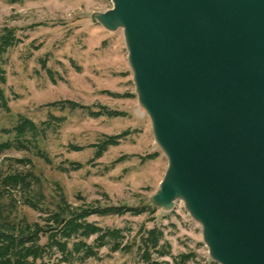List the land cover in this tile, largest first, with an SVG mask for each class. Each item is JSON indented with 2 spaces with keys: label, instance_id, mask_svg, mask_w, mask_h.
<instances>
[{
  "label": "rangeland",
  "instance_id": "obj_1",
  "mask_svg": "<svg viewBox=\"0 0 264 264\" xmlns=\"http://www.w3.org/2000/svg\"><path fill=\"white\" fill-rule=\"evenodd\" d=\"M112 9V0H0V29L14 30L20 39L4 66L8 111H0V144L9 141L12 147L0 154V172L32 171L47 203L62 194L74 206L154 208L139 216L91 217L103 228L122 229L130 251L104 247L95 258L71 264H139L132 241L137 242L142 228L153 227L169 246L170 255L159 261L173 264L172 257L192 255L185 264H219L182 200L171 209L152 204L169 162L139 103L123 30L109 31L94 17ZM59 101L79 107L48 106ZM102 108L118 115H90ZM20 116L44 129L37 147L48 162L36 155L37 149L24 150L14 141L10 130ZM118 135L119 143L95 159V144ZM72 163L80 169L73 170ZM7 205L8 199L0 198V209ZM15 214L30 223L39 216L20 205Z\"/></svg>",
  "mask_w": 264,
  "mask_h": 264
},
{
  "label": "water",
  "instance_id": "obj_2",
  "mask_svg": "<svg viewBox=\"0 0 264 264\" xmlns=\"http://www.w3.org/2000/svg\"><path fill=\"white\" fill-rule=\"evenodd\" d=\"M140 105L169 167L152 197L182 200L219 264H264V0H112Z\"/></svg>",
  "mask_w": 264,
  "mask_h": 264
},
{
  "label": "trees",
  "instance_id": "obj_3",
  "mask_svg": "<svg viewBox=\"0 0 264 264\" xmlns=\"http://www.w3.org/2000/svg\"><path fill=\"white\" fill-rule=\"evenodd\" d=\"M19 43L20 39L14 30L0 29V111L4 112L8 111L3 89L6 83V55ZM48 106L59 110H73L79 107L72 101L53 102ZM90 115L112 117L118 114L106 110L104 112L103 109L101 112H90ZM42 124L47 125L48 122ZM10 133L20 148L27 151L31 148L37 149L36 155L46 162L49 161L37 147L44 129L20 116ZM121 137L107 136L95 144V159L100 158L108 147L116 146ZM11 147L12 143L9 141L0 144V154ZM70 166L73 170L80 169L79 164L72 163ZM0 198L8 199L7 207L0 209V264H71L74 261L95 258L98 250L104 247H108L110 252H129L132 244H123L125 236L122 229L103 228L89 219L108 215L139 216L155 211L151 206L142 209L102 207L93 204L74 206L62 194L47 203L38 190V179L30 170L0 172ZM18 205L37 212L38 221L30 223L25 217H18L15 214ZM91 238L93 240L89 243ZM132 243L136 245L139 264H167L158 260L170 255L169 246L163 241V232L159 228H142L139 239L137 242L134 239ZM192 257L181 255L178 260L172 257V261L173 264H185Z\"/></svg>",
  "mask_w": 264,
  "mask_h": 264
}]
</instances>
